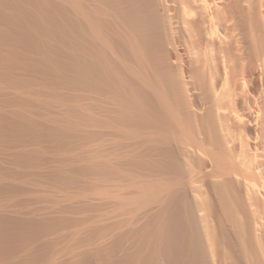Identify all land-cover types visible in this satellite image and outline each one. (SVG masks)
<instances>
[{
	"label": "bare ground",
	"instance_id": "obj_1",
	"mask_svg": "<svg viewBox=\"0 0 264 264\" xmlns=\"http://www.w3.org/2000/svg\"><path fill=\"white\" fill-rule=\"evenodd\" d=\"M0 264H264V0H0Z\"/></svg>",
	"mask_w": 264,
	"mask_h": 264
},
{
	"label": "rangeland",
	"instance_id": "obj_2",
	"mask_svg": "<svg viewBox=\"0 0 264 264\" xmlns=\"http://www.w3.org/2000/svg\"><path fill=\"white\" fill-rule=\"evenodd\" d=\"M103 130H104V129H103ZM103 130H102L100 133H101V134H103V133L106 134V132H104ZM96 132H99V130H98V131L96 130ZM104 134H103V135H104Z\"/></svg>",
	"mask_w": 264,
	"mask_h": 264
}]
</instances>
